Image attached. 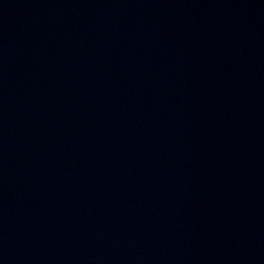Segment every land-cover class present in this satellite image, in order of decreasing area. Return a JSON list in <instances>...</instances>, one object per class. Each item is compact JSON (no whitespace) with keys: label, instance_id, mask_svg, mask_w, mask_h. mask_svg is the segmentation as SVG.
<instances>
[{"label":"water","instance_id":"95a60500","mask_svg":"<svg viewBox=\"0 0 264 264\" xmlns=\"http://www.w3.org/2000/svg\"><path fill=\"white\" fill-rule=\"evenodd\" d=\"M0 264H264V0L103 130L0 155Z\"/></svg>","mask_w":264,"mask_h":264}]
</instances>
